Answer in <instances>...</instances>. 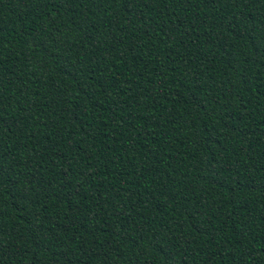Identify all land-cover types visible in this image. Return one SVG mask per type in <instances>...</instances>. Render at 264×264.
I'll return each instance as SVG.
<instances>
[{
  "label": "trees",
  "instance_id": "1",
  "mask_svg": "<svg viewBox=\"0 0 264 264\" xmlns=\"http://www.w3.org/2000/svg\"><path fill=\"white\" fill-rule=\"evenodd\" d=\"M0 264H264V0H0Z\"/></svg>",
  "mask_w": 264,
  "mask_h": 264
}]
</instances>
